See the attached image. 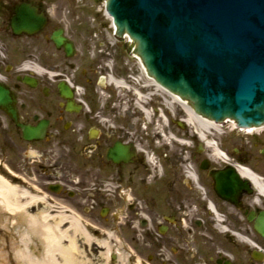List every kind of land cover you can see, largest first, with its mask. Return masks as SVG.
Listing matches in <instances>:
<instances>
[{
    "label": "flooded vegetation",
    "instance_id": "obj_1",
    "mask_svg": "<svg viewBox=\"0 0 264 264\" xmlns=\"http://www.w3.org/2000/svg\"><path fill=\"white\" fill-rule=\"evenodd\" d=\"M23 1L47 17L32 33L10 27ZM51 4L0 0V173L17 186L26 212L44 210L65 216L62 222H80L90 239H83L82 230L77 242L93 260L109 246V264H121L117 236L129 228L125 264H264V229L255 226L259 215L264 225V192L257 194L251 178L238 173L246 168L264 188V132L257 138L222 124L229 130L221 126L208 136L226 153L215 156L197 132L184 135L182 113L172 120L155 108L143 121L130 107L135 110H127L125 118L108 75L120 74L90 52L93 37L57 20L63 8L53 11ZM55 34L71 41V53L57 46ZM76 84L83 87L79 93ZM60 86L69 88L67 95ZM136 115L146 127L138 141L131 133ZM168 127L177 131L178 141L171 143L187 155H156L149 132L164 146ZM118 144L128 149L124 158L111 155ZM210 170L220 172L216 181Z\"/></svg>",
    "mask_w": 264,
    "mask_h": 264
},
{
    "label": "water",
    "instance_id": "obj_2",
    "mask_svg": "<svg viewBox=\"0 0 264 264\" xmlns=\"http://www.w3.org/2000/svg\"><path fill=\"white\" fill-rule=\"evenodd\" d=\"M106 10L116 35L126 31L133 39L148 73L196 112L239 126L264 123V0H106ZM32 11L27 3L16 6L10 19L15 33L42 27L45 16ZM53 39L72 51L60 34ZM126 154L120 144L111 150Z\"/></svg>",
    "mask_w": 264,
    "mask_h": 264
},
{
    "label": "bare ground",
    "instance_id": "obj_3",
    "mask_svg": "<svg viewBox=\"0 0 264 264\" xmlns=\"http://www.w3.org/2000/svg\"><path fill=\"white\" fill-rule=\"evenodd\" d=\"M23 3H27L35 9L32 13L44 15V24L46 23L47 17L43 10L38 11L37 7L31 3L24 1ZM105 15L108 18H112L111 14L106 11ZM126 35L127 33L125 32L124 36ZM131 46H133L132 41ZM133 56L137 58L140 70L139 75L136 79H133L132 82H141L142 86L139 89L140 91L148 90V94H152L155 98H159L161 105L163 106L162 111L167 113L170 119L172 117L171 112L176 111L177 113H182V121L185 126H188L189 128L187 129L186 127L184 135L189 136L198 131L199 138L204 141L205 146L210 149L212 154L220 156L222 152L215 146L213 141L208 139V136L214 131H219L223 122H228L229 124V117L217 122L214 119L207 118V116L196 112L185 98L170 91V89L156 81L154 76L147 72L145 65L141 62L136 53H133ZM113 82L116 83V86L120 91H127L128 94L132 95V102L135 106L136 113L142 114L143 121H147L150 115L149 110L143 108L138 101V95L141 99L147 98L146 95L141 96L140 92L134 89H125L126 86L123 85L120 80H114ZM124 103L127 102L125 101ZM158 119L161 122L162 116L159 115ZM230 121L235 124L234 120L230 119ZM168 128L171 129V127ZM263 129L264 126H249L242 128L241 130L247 132L256 130V132H259ZM189 130H191L192 133ZM158 133V130L154 131V134L158 135ZM171 133V131L166 132L168 138H172ZM205 137L208 138L206 139ZM188 141H184V144H189ZM148 160L152 162L153 158L148 156ZM239 171L240 174L252 179L258 190L257 194L264 192V188L261 186L256 176L249 172V170L243 168ZM17 193L18 191L16 188L6 183L0 175V264H7L5 259L9 258V255L2 251L4 249L9 250V247L16 248L14 252L10 251L11 257L13 256L16 259L15 264H92V261H89L85 256V251L80 242L79 246L76 244L78 239L76 237L80 233V222H69L68 225L63 226L61 227V230H58V227L63 223L62 221L65 219V216L57 215L52 217L44 210L30 215L26 212L25 204H21L19 200L13 199ZM82 230L83 235L90 239L88 233H86L83 228ZM63 238L68 241L65 245H62L61 243ZM104 244H106V241H104ZM20 245H22V248H19ZM22 251H24L26 255L23 254ZM110 252H112L111 248L108 250V253ZM54 256L62 258V262L57 263ZM12 264H14V262ZM115 264H119V261L116 260Z\"/></svg>",
    "mask_w": 264,
    "mask_h": 264
},
{
    "label": "rangeland",
    "instance_id": "obj_4",
    "mask_svg": "<svg viewBox=\"0 0 264 264\" xmlns=\"http://www.w3.org/2000/svg\"><path fill=\"white\" fill-rule=\"evenodd\" d=\"M52 4H51V10L53 11H57L58 8H63L62 12L64 15L62 16V19H57L59 20V22H61V24H63L64 26L67 25H71L76 27L79 30V33L81 32L83 34V36H91L94 38V42H97L99 39L103 40L104 45H103V49L100 50V48H98L97 53H96V49L93 46V44L91 45L90 52L92 53V51L94 53H92L93 55H97L100 60L101 63L105 65V61H109L110 59H116L117 61L113 63L117 73L121 74L124 69H126V71H130V68L133 69L134 71V76L137 77L139 75V65L137 63V59H135L131 53L130 50V46L129 43L127 42L126 38H115V36L112 33V27H111V20L105 15L104 12V0H51ZM61 12V11H60ZM54 18V16H53ZM55 19V18H54ZM71 23V24H70ZM91 44V43H90ZM108 51H104V50ZM107 67V66H106ZM108 68V67H107ZM141 83V82H140ZM118 95H116V107L121 108V112L123 113V116L126 118L127 115H125V112L127 110H135L134 108H130V107H135L133 102H132V95L128 94L127 91H120L119 93H117ZM127 103H124V102ZM129 108V109H128ZM173 117L177 118V114L175 112H173ZM143 121H141V115H136V117L134 118V128L135 130H132V134L135 138L136 141H138L140 139V137H143V130H142V125H143ZM229 127L227 126H222V130H229ZM264 132V131H263ZM263 132H255L254 131V135L257 138H261L262 133ZM154 133V131H153ZM149 136L150 138H152V143H153V147L155 148V152L157 156H163L164 154L166 155H179V154H188V150H184L183 148H181V146H179L178 144L174 145L170 142V140H168V143H166V140L163 139L164 142V146H161V141L158 140L157 138H155V136L152 134V132H149ZM221 132H219V134H217L218 136H216V139H221L219 136ZM250 134V133H247ZM132 137V136H131ZM154 139V140H153ZM167 139V138H166ZM235 139L232 138L229 141L232 143ZM160 143V145H159ZM179 146V147H178ZM167 147V149H165ZM188 149V147L186 148ZM210 151V150H209ZM162 154V155H161ZM212 154V153H211ZM13 182H16L13 181ZM18 183V181H17ZM20 198V194L19 192L16 194L15 198L18 200ZM69 222H63L62 224L59 225L58 230H61V227L68 225ZM118 226V225H115ZM130 229V228H129ZM129 229L127 230H121L120 234H118V238L120 239L119 242L117 241V249L120 252L121 255V264H125V260L128 258V255L131 253L130 251V247H131V238H130V231ZM67 237V236H66ZM65 237V238H66ZM65 238H63L61 240L62 245H65V243L67 244L68 241L65 240ZM117 238V239H118ZM83 239H85V236L83 235ZM86 239H88L86 237ZM111 241L112 240L111 238ZM76 244H78L79 246V242L76 241ZM22 245H20L19 248ZM8 247V246H7ZM10 249H4L2 252L9 255V258H6L5 261L7 264H12L14 262V264L16 263V259L12 256L11 257V252H14L15 249L14 247H9ZM108 250H109V246H106L105 248H103L102 250H100L101 252V259H92V255L93 253H89L86 254L85 256L89 259V261H92V264H100L101 262H103L105 259L107 261V257H108ZM23 254H25L24 251H22ZM33 253V252H31ZM26 255V254H25ZM57 263L62 262V258L60 257H56L54 256ZM99 261V262H98ZM108 264V261L107 263Z\"/></svg>",
    "mask_w": 264,
    "mask_h": 264
}]
</instances>
